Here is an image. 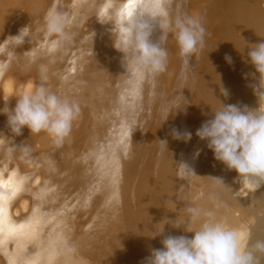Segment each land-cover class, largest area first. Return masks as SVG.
<instances>
[{
	"label": "bare ground",
	"instance_id": "1",
	"mask_svg": "<svg viewBox=\"0 0 264 264\" xmlns=\"http://www.w3.org/2000/svg\"><path fill=\"white\" fill-rule=\"evenodd\" d=\"M0 264H264V0H0Z\"/></svg>",
	"mask_w": 264,
	"mask_h": 264
}]
</instances>
